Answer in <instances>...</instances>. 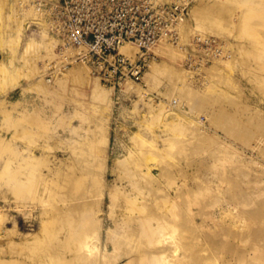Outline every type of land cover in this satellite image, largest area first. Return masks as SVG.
<instances>
[{
    "label": "rangeland",
    "instance_id": "rangeland-1",
    "mask_svg": "<svg viewBox=\"0 0 264 264\" xmlns=\"http://www.w3.org/2000/svg\"><path fill=\"white\" fill-rule=\"evenodd\" d=\"M28 2L0 0V264H79L80 242L100 233L103 247L107 230L113 264L126 262L128 248L146 264H167L173 249L181 264H264V0H188L179 46L214 38L225 54L196 71L184 48L166 43L176 57L156 48L158 71L114 90L72 59L68 77L54 80L47 64L62 65V44L32 27ZM80 65V76L70 75ZM94 84L105 101L92 96ZM80 150L107 155L102 177L119 188L113 202L83 187ZM147 167L155 179L145 186ZM145 214L160 223L153 239L134 219ZM237 215L251 225L248 238Z\"/></svg>",
    "mask_w": 264,
    "mask_h": 264
},
{
    "label": "built area",
    "instance_id": "built-area-1",
    "mask_svg": "<svg viewBox=\"0 0 264 264\" xmlns=\"http://www.w3.org/2000/svg\"><path fill=\"white\" fill-rule=\"evenodd\" d=\"M48 17L64 42L79 47L78 60L100 82L114 89L121 81L140 82L149 62L159 57L161 41L178 44V24L187 15V4L177 0H55L49 1ZM130 44L134 57L120 51ZM213 38L187 44L184 63L195 68L220 52Z\"/></svg>",
    "mask_w": 264,
    "mask_h": 264
},
{
    "label": "bare ground",
    "instance_id": "bare-ground-1",
    "mask_svg": "<svg viewBox=\"0 0 264 264\" xmlns=\"http://www.w3.org/2000/svg\"><path fill=\"white\" fill-rule=\"evenodd\" d=\"M49 1H51V0H30V2H28V4H27L28 6H26V8H25V12H27V14H32L34 16L33 17V20H35L37 22L36 25H32V27L34 29H42V30H44V35L46 33L47 34L49 33L50 35L52 34L51 35L52 36L51 38L54 41H56V42L59 40L61 42V44H62L61 47H60V49H58V51L61 52L59 54L62 57V60L64 61L62 63V65L59 67V66H57V64H52V63H48L47 64V67H49V68H55L57 70V72H56V70L54 69V71L52 72V75L55 77L54 80L57 81V80L66 79L68 77L69 74L67 72H63L62 70H64L65 68H67L66 65L71 61V59L74 60V61H76V62L79 61L78 60V57H77V54H76L75 57H72L73 56L72 54H74L75 52L78 53L80 51V48L79 47H75L73 45H70V44L64 42V40L53 30L51 20L48 17L49 8H47V6H48L47 4H48ZM177 1L187 4V1L188 0H177ZM185 21H186V19L184 18L178 24V33H180V27H182V25H183V23ZM197 37L198 38H195V39H199V40H208V39H210V38H206V39L199 38V36H197ZM192 41L193 40H190L187 43H184L183 47L180 45L182 47L181 49L184 48L183 50H186V52L184 51V57H187V51H188L186 49L187 44L188 45L189 44L191 45ZM161 42H160L161 44H159L158 47H157L160 50V52L161 51H164L165 53H168V55L171 56V57L172 56H175L176 57L178 55L177 53H175L176 50H175V52H173L174 50L163 49V48L160 47L163 44L165 45L166 43L171 44L169 41L163 40ZM34 45L36 46L34 40L33 41H29L27 43V46H25V48H27L26 51L30 52L29 50L31 49L32 46L35 47ZM40 46H42V45H40ZM175 46H179V43L176 44ZM37 47H39V46L37 45ZM42 47H44V50L45 51H48L49 50V43L47 42V44H45ZM120 51L123 52V53H125L126 55H129L131 57H134L135 54H136V52H137V48L134 47V46H132V45H130V44H125V45L121 46ZM224 54H225L224 44H221V46H220V52H218L217 55L210 60V62H214L215 59L222 57ZM70 55H72V56H70ZM79 62H81V61H79ZM154 62H155V60L149 62L148 66H147V68H150V70L152 72L158 71V67H159L158 66V63H154ZM204 65H206V64H201L199 66H196L194 69L195 70L196 69H199L200 70V69H202V67ZM82 69H83V67L81 65L80 66H73V68L71 69L70 75L73 74L76 77H79ZM3 70H4V67L0 64V71H3ZM196 71H198V70H196ZM47 72L48 71H46V73ZM145 72H146V70L144 71L143 75L145 74ZM90 74L93 77H95L91 73V70H90ZM143 75H142V78H143ZM95 78H97V77H95ZM142 78H141V81H142ZM128 81L129 82H134V81H131V80H124V81H121L120 86L122 87V85L124 83L128 82ZM44 82L50 84L51 79L45 77L44 78ZM109 88H112L114 90V88L111 87V86H109ZM91 91H92L91 92L92 96L97 101H105L106 100V93H105V91L99 89V87H98L97 84H94V86L91 88ZM166 96H168L169 99H170L168 105L173 106L172 104L176 100L173 97L169 96V93ZM176 114L177 113L174 111V109H172V108H170L168 106V110H166L165 117L167 116V119L171 120L173 117H175ZM21 129L23 130L24 127H21ZM107 141H108V137L105 136L104 142L107 143ZM80 152L81 153L79 154L78 157L80 159L84 160V161L85 160H88L87 162L86 161L84 162V166H85L84 167V171H86L87 173H86V178L82 180L83 181V187H85V184H86L88 191H89V187L90 186L93 187L94 189L96 188L99 192L97 193L96 192L97 190L95 192L98 194L100 201H102L103 195L104 196L107 195V197L109 198V200L111 202H113V200L116 198V196L118 197V195H119V188L117 187L116 184H113V185H110V186L109 185H106L105 182H104V178L102 177L103 172H105V170L107 168L106 165H105V159H106L107 155H105V153H103L104 152L103 150H80ZM27 158L26 159L24 158V159L27 160ZM24 159H22L21 162H20L21 163L20 164V166H21L20 167V171H21L20 181L21 182L25 178L24 173H25L26 162L24 161ZM61 164H62V161L59 160V159H57V161L52 164V166H51L50 169L54 173H58V172H60L59 170H60V165ZM142 173L144 175V178L142 179L143 180V184L145 186L150 185L151 184V179L152 180L155 179V175H153L152 172H151V167H147L146 169H143L142 170ZM86 179H87V182H86ZM67 183H68V181H67ZM67 188L69 190L70 186L67 185ZM93 191H92V193H95ZM82 192H83V194H85L84 191H82ZM230 205L231 204H227V210L231 211V209H235L234 206L233 207L232 206L230 207ZM221 208H223V207H221ZM157 210H158V213H159V208ZM223 210H224V208L221 210V212H223ZM236 210H237V208H236ZM236 210H234V211L237 212ZM156 217H157V215H156ZM214 217L215 216H213L212 218H214ZM132 218H134V217H132ZM237 218H239L238 219V222H237V227L239 228L238 234L240 236H245V237L248 238V231L247 230H249L251 228V225H245V224H243V221H244L243 220L244 219L243 216L237 215ZM134 219H135V222H138L137 223L138 226H139L138 228H140L142 230V231L141 230L140 231L143 232V233H146L147 236H148V238L151 237L153 239L154 236L152 234H150V230L152 228H154V227L155 228H159L158 226H159L160 223L156 221L155 223H153L151 225V221H150L149 217L146 216V214H145V216L141 217V219L139 218L140 221H139L138 218H134ZM136 230L137 229H135V231ZM132 234H134V232ZM208 236L210 237V235H208ZM92 237L95 238L96 241H97L96 245L94 244V246L89 245L90 244V241L92 242V240H94V239H92ZM92 237L91 238H87L86 237L85 239H83L80 242V245H82V247H84L86 251L83 252V253H79V254L75 255V258L79 260V264H113V262L115 260H118L119 256L118 257L116 256L113 259V261H112V258H111V261H110V257L112 256L110 253H111L112 250H110L108 248V246L111 244L113 249L116 248V242H114V241L111 240V230H107V232H106V238L104 240L103 247H100L99 246L100 244H102V243H100L101 242L100 233H97V235L92 236ZM261 237H262V234H261ZM211 238L214 239L213 236ZM118 241L121 242L122 239H119ZM228 245H229V247L231 246V244H228ZM93 247H96V251L97 252H94L95 254L93 255V257H90L91 256L90 253H91ZM254 247L255 248H258V246H254ZM259 248H261V247H259ZM134 250H135L134 248H128V249L123 250L122 255H123V257H125V261H126L123 264H140V263L146 264L144 262V257L133 255L132 251H134ZM171 252L172 253H170V255H171V257L173 256V258L169 259L170 262L168 260L167 261L170 264H181V258H184V256L183 255L182 256H175V252H176L175 249H173ZM122 255L120 254V256H122ZM168 262H166V263L168 264Z\"/></svg>",
    "mask_w": 264,
    "mask_h": 264
}]
</instances>
